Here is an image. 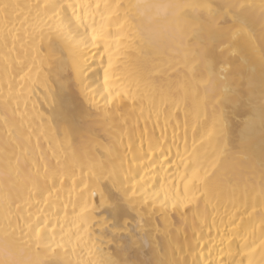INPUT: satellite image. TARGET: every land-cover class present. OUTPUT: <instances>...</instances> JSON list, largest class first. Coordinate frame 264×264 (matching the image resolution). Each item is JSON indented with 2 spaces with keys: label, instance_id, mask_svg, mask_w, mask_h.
<instances>
[{
  "label": "bare ground",
  "instance_id": "obj_1",
  "mask_svg": "<svg viewBox=\"0 0 264 264\" xmlns=\"http://www.w3.org/2000/svg\"><path fill=\"white\" fill-rule=\"evenodd\" d=\"M193 141L218 197L174 209ZM261 239L264 0H0V264H264Z\"/></svg>",
  "mask_w": 264,
  "mask_h": 264
},
{
  "label": "snow or ice",
  "instance_id": "obj_2",
  "mask_svg": "<svg viewBox=\"0 0 264 264\" xmlns=\"http://www.w3.org/2000/svg\"><path fill=\"white\" fill-rule=\"evenodd\" d=\"M99 7V4H97ZM235 38V34L234 37ZM111 63L109 64V68H111ZM111 102V101H109ZM69 116L71 114L68 113ZM214 134V133H213ZM211 135V134H210ZM188 149L186 148V152ZM163 159L167 161L169 164L166 155L163 156ZM145 168L151 170L153 159H152V151L149 150V153L146 154L145 157ZM184 167V175L182 176V180L184 181L182 194L178 198H174V201L171 205L172 208L184 207V208H192L198 207L199 202L201 201H210L212 199H216L218 197V189L211 184V176L213 174V169L215 167V162L213 160H208L207 162L202 163L199 156L198 150L195 148V141H193V149L188 157V161L183 163ZM143 179L140 175H137L133 178H130V182L127 184L124 189L123 195L120 193L109 189V193L111 199L113 200L112 208L120 211L126 210L128 205L133 204L134 202H143L145 203L146 198L144 195L140 194V189L143 187L140 184V181ZM135 180V183L133 181ZM140 185V187H137ZM125 198H127V203H125ZM99 201V197H97ZM47 222H42L37 225L39 230H43ZM115 227H123V225H112ZM131 240V237H129ZM261 245H264V239H261ZM251 264V262H249Z\"/></svg>",
  "mask_w": 264,
  "mask_h": 264
}]
</instances>
